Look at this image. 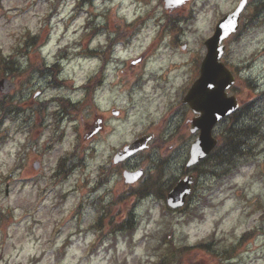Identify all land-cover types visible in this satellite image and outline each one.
<instances>
[{"label": "rangeland", "instance_id": "obj_1", "mask_svg": "<svg viewBox=\"0 0 264 264\" xmlns=\"http://www.w3.org/2000/svg\"><path fill=\"white\" fill-rule=\"evenodd\" d=\"M238 1L192 0L164 13L163 0H0V58L19 66L14 76L0 69L16 83L0 99V264H147L170 241L194 246L209 236L218 242L213 251L191 249L180 264L224 263L229 255L230 264H264V9L227 44L228 64L242 68L232 93L254 102L244 120L258 128L248 164L226 178L202 176L183 212L167 213L151 193L135 198L122 176L144 168L143 182L153 178L162 190L181 178L195 137L180 91L199 74L202 42ZM175 14L168 28L164 17ZM116 26L126 30L120 39ZM27 34L38 35L36 46L24 45ZM41 60L59 61L57 79L30 70ZM156 77L171 96L163 108L168 95ZM145 133L156 137L145 164L118 167L116 152ZM130 216L135 228L111 233Z\"/></svg>", "mask_w": 264, "mask_h": 264}, {"label": "water", "instance_id": "obj_2", "mask_svg": "<svg viewBox=\"0 0 264 264\" xmlns=\"http://www.w3.org/2000/svg\"><path fill=\"white\" fill-rule=\"evenodd\" d=\"M245 1L243 2L245 3ZM244 3H241L233 14L220 21L216 27L214 37L205 43L208 47V53L201 65L200 78L184 100L195 113L200 115L193 121L192 130H199L200 135L193 143L191 150L192 158L189 164L198 162L211 151L215 145V140L211 137L213 126L218 120L236 108L235 100L233 98L228 99L224 95V89L232 83V78L224 67L217 62L221 53V50L217 49V46L222 38L235 31ZM209 81L214 82L215 86L213 89L207 88ZM141 142H136L130 146L128 154L133 153ZM189 181V179H186L180 182L172 191L168 199L170 206L178 207L182 205L185 196L189 192Z\"/></svg>", "mask_w": 264, "mask_h": 264}, {"label": "trees", "instance_id": "obj_3", "mask_svg": "<svg viewBox=\"0 0 264 264\" xmlns=\"http://www.w3.org/2000/svg\"><path fill=\"white\" fill-rule=\"evenodd\" d=\"M232 118L233 121L234 120L237 121V117L235 118L234 116H232ZM237 129L238 130L229 129L224 137L222 136L219 137L220 148L216 152V154L220 151V149L226 150V152L229 153L228 155L229 157H231L235 153H238V148L240 147V145L243 144L237 134L244 133L248 131L250 128L248 126H244V127L240 126ZM241 149L245 150V148L243 149V147ZM229 157L215 156L213 154V156L210 155V157H208L209 159H206L205 161L206 163H210V162L214 163L215 160H221L224 161L227 165H230L231 161ZM174 245L175 244L172 241H170V244L166 243V245L163 246V250L161 251V256L159 257V259L155 263H150V264H165L164 262H166L169 258L173 259L174 257H180L181 254H183L186 250L188 251L187 246L176 247ZM160 248L161 247L159 246V249Z\"/></svg>", "mask_w": 264, "mask_h": 264}, {"label": "snow or ice", "instance_id": "obj_4", "mask_svg": "<svg viewBox=\"0 0 264 264\" xmlns=\"http://www.w3.org/2000/svg\"><path fill=\"white\" fill-rule=\"evenodd\" d=\"M214 82L213 81H209L208 83H207V88L208 89H213L214 88Z\"/></svg>", "mask_w": 264, "mask_h": 264}]
</instances>
